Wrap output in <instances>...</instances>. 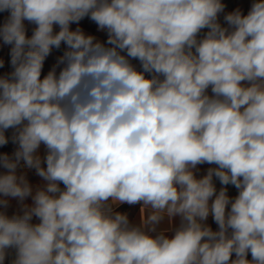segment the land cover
Here are the masks:
<instances>
[{"label": "clouds", "instance_id": "obj_1", "mask_svg": "<svg viewBox=\"0 0 264 264\" xmlns=\"http://www.w3.org/2000/svg\"><path fill=\"white\" fill-rule=\"evenodd\" d=\"M224 7L0 0L13 67L0 76V145L8 129L18 143L0 156V207L22 203L0 211V264L10 250V264H264V0L227 26ZM85 17L106 43L71 29ZM62 43V67L42 77ZM21 160L42 187L17 175ZM124 204L140 206L138 223Z\"/></svg>", "mask_w": 264, "mask_h": 264}, {"label": "crops", "instance_id": "obj_2", "mask_svg": "<svg viewBox=\"0 0 264 264\" xmlns=\"http://www.w3.org/2000/svg\"><path fill=\"white\" fill-rule=\"evenodd\" d=\"M221 2L225 5L224 11L219 14V22L224 25H226V22L224 21V16L228 13H231L235 11L236 9H240L243 14H247V12L250 10L252 3L254 0H221ZM9 16V12L3 11L0 12V26H2L6 19ZM26 34L28 37H31L33 29L35 28L34 24L29 23L28 21H24ZM72 30H75L76 28H80L86 35H92L95 37L96 41H99L101 43H106L107 41V32L105 30H100L96 23L92 21L90 18L85 17L82 19L78 24L73 23L71 26ZM55 31H59L58 26L54 29ZM11 48L12 45L4 44L3 40L0 39V61H3V65L0 66V76H8L12 71L13 67L11 65ZM66 45L63 43L61 44L60 48H53L50 55L45 59L44 67L42 70V77L44 75H47V73L53 69V67L56 68V71L59 72L60 67L62 65H58V60L60 57L63 56L64 52L66 51ZM132 63L137 67V69L140 68L139 61L133 60ZM16 135L15 129H8L5 131V136L8 139V143L5 145H0V156L7 154L11 159H15L14 153L18 149V143L14 142V136ZM39 154L43 158L45 155V149L43 146L39 149ZM209 167H213V165H209L207 163L197 165L196 169H194V172L197 176V178H200L207 174V170ZM8 170L0 166V174L6 173ZM17 175H25L29 183L33 186L34 190L38 187H42L45 184V181L41 177H39L36 174L35 169L27 168L24 165L23 160L20 161L18 167H17ZM214 183L216 185L217 191L222 187L219 180L215 179L214 177ZM228 195L230 197H235L237 195V190L234 186L228 185ZM8 206L7 208L0 207V211H5L9 216L15 213H19L22 211V203L17 198H8ZM23 204H32L31 197L26 198L23 201ZM117 211L126 212L129 216V219L134 222L138 223L141 212H140V206H129V205H120L117 208ZM34 222H36L34 218ZM179 224V219L175 221V225ZM206 224L209 225L213 231L218 230V226L214 222L211 216L208 217ZM167 223L162 225V227H167ZM171 235V233H169ZM14 257V252L10 250V254L6 258L5 264H10V261ZM235 258V257H233ZM249 259H251V256L249 254Z\"/></svg>", "mask_w": 264, "mask_h": 264}]
</instances>
